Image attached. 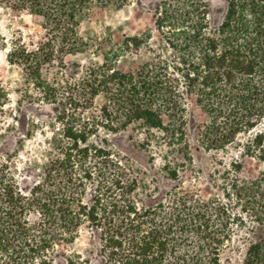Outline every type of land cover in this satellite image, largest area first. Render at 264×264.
Instances as JSON below:
<instances>
[{
  "label": "trees",
  "instance_id": "obj_1",
  "mask_svg": "<svg viewBox=\"0 0 264 264\" xmlns=\"http://www.w3.org/2000/svg\"><path fill=\"white\" fill-rule=\"evenodd\" d=\"M129 1L0 0V10L41 17L43 38L34 49L14 46L8 59L47 103L58 105L57 120L71 140L26 188L0 167V264H75L78 258L63 250L84 226L99 240L104 264H225L224 254L232 251H239L241 264H264V0H227L224 19L213 29L206 9L192 25L187 14L175 22L163 0L156 25L169 58L159 54L135 68L109 65L106 58L80 80L59 77L58 70L86 46L79 28L90 11L120 9ZM142 44L126 42V50ZM101 92L109 100L103 127L115 133L133 126L146 134L144 147H167L161 169L175 181L170 188L148 192L145 178L111 148L89 147L101 124L69 116L89 108ZM6 98L0 84V102ZM193 105L208 119L195 124L191 140ZM191 141L208 152L236 151L220 174L221 193L212 199L177 183L193 162ZM92 148L118 170L103 177L90 203L87 179L97 165L90 166L86 154Z\"/></svg>",
  "mask_w": 264,
  "mask_h": 264
},
{
  "label": "rangeland",
  "instance_id": "obj_2",
  "mask_svg": "<svg viewBox=\"0 0 264 264\" xmlns=\"http://www.w3.org/2000/svg\"><path fill=\"white\" fill-rule=\"evenodd\" d=\"M163 0H130L123 8L114 6L94 7L79 28L80 35L85 40L84 49L69 60L65 69L58 70L59 77L69 80H80L89 67L108 64L119 68H135L150 62L159 54L170 57V47L165 36L157 28L159 5ZM169 3V14L178 22L180 14L190 16L191 25L199 20V11H208L209 29L217 27L224 19L227 0H166ZM198 5H192V2ZM206 2V6H204ZM203 3V5H201ZM201 5V6H199ZM187 21V22H190ZM180 21V20H179ZM168 23L164 28H170ZM45 30L39 16L25 11L13 9L0 10V84L7 98L0 102V167L5 166L10 174L26 188L39 180L49 161L57 156H63L61 146L71 143L63 134V125L57 120L60 114L58 105L47 103L31 84H28L22 68L11 63L8 55L14 46H26L34 49L37 42L43 38ZM167 35H169L167 33ZM173 37L178 38L176 34ZM126 42H143L141 47L132 46L126 50ZM46 73V72H45ZM62 80V79H59ZM109 104L105 93L97 95L89 108L80 110V114L71 117L73 122H99V130L88 141L89 147L107 146L112 152L121 156L122 160L132 165L135 175L140 174L146 180L147 191L159 193L170 188L175 181L167 179L162 171V157L166 148L155 142L150 148L144 147L146 134L130 126L127 130L111 132L103 127L105 117L102 107ZM66 112L73 113L71 107ZM76 117V118H75ZM208 117L197 106H190L188 112L189 138H194L195 124H204ZM80 125V124H79ZM83 128V127H82ZM193 144V162L187 163V168L181 170V178L177 181L183 190H198L212 199L221 191L217 183L221 182L220 174L228 168L229 162L236 158L233 148L227 150L206 151ZM61 144V145H60ZM87 155L90 166L97 165L95 174L87 179L86 201L93 200L96 189L104 183V178L116 172L117 166L108 164L97 156L92 148ZM172 157L175 152H169ZM114 157V156H113ZM251 168L246 174L252 175ZM104 177V178H103ZM219 178V179H218ZM140 192H145L142 188ZM145 194V193H144ZM100 242L87 226L82 227L78 239L64 246L65 254H73L78 258L75 264H104L105 258L100 251ZM225 264H241L239 251L224 254ZM55 264H67L66 260H57Z\"/></svg>",
  "mask_w": 264,
  "mask_h": 264
}]
</instances>
